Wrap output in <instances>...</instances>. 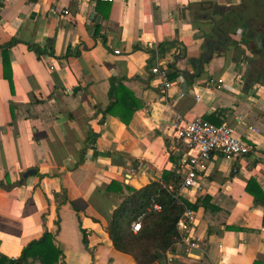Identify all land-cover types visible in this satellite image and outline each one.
I'll return each mask as SVG.
<instances>
[{
	"label": "crops",
	"instance_id": "0c3cea01",
	"mask_svg": "<svg viewBox=\"0 0 264 264\" xmlns=\"http://www.w3.org/2000/svg\"><path fill=\"white\" fill-rule=\"evenodd\" d=\"M239 2L0 0V47L15 41L0 48L1 254L15 259L48 232L63 252L60 264H136L106 234L118 204L107 186L140 189L175 171L186 154L178 130L199 117L229 124L254 150L233 159L211 154L202 190L181 194L192 202L208 197L225 225L207 233L203 209L194 211L191 235L202 242L167 253L166 263L264 264L263 208L245 191L251 178L264 190V85L244 90L240 44L202 74L172 56L186 47L194 57L203 42L191 13ZM158 47L173 74L167 90L150 73ZM112 79L142 104L127 126L102 115ZM219 79L221 88L211 89Z\"/></svg>",
	"mask_w": 264,
	"mask_h": 264
},
{
	"label": "trees",
	"instance_id": "16d2710c",
	"mask_svg": "<svg viewBox=\"0 0 264 264\" xmlns=\"http://www.w3.org/2000/svg\"><path fill=\"white\" fill-rule=\"evenodd\" d=\"M14 43L15 41H11L0 48L6 51ZM172 77L173 74L169 76L170 79ZM108 95L110 102L102 115H111L127 126L142 104L135 99L132 92L114 79L110 80ZM170 160L176 162L177 157L173 155ZM176 168L175 171H163L159 180L151 181L140 189L117 181H111L107 186L108 192L118 195V204L106 227V234L113 248L131 256L136 264L157 262L154 251L160 252L164 259L167 253L173 251V246L180 237L177 223L187 209H203L202 221L207 233L216 225H225V213L211 204L208 197L192 202L179 194L181 171L179 165ZM245 191L256 205L263 208L264 226V190L251 178ZM137 221L140 222V229L133 233L132 224ZM62 258L63 252L56 245L54 235L44 232L40 238L30 241L15 259L0 253V264H60Z\"/></svg>",
	"mask_w": 264,
	"mask_h": 264
},
{
	"label": "built area",
	"instance_id": "2783aa9c",
	"mask_svg": "<svg viewBox=\"0 0 264 264\" xmlns=\"http://www.w3.org/2000/svg\"><path fill=\"white\" fill-rule=\"evenodd\" d=\"M79 1L112 4L117 0ZM64 14L68 15V11H64ZM116 53L118 52L116 51ZM162 66V63L156 59V63L150 67V73L159 80L160 86L164 90H167L173 85V82L169 78L170 72L168 68ZM221 84L222 80L219 79L211 89L218 90L221 88ZM181 96H184V94ZM199 99L200 97L196 95L195 100L199 101ZM177 136L186 150V154L180 165L181 185L179 194L184 190H190L193 193H198L202 190L201 181L205 177L208 162L213 152L219 153L226 159H233L238 156L247 155L254 150V146L251 143L235 137L234 130L229 124L214 125L199 117L182 124ZM133 172V170H130V175ZM195 224L196 213L193 210L187 209L178 220L177 228L180 237L173 246V250L189 253L191 250L198 248L202 241L198 237L191 235L192 227ZM139 229V221L132 224L133 233H137Z\"/></svg>",
	"mask_w": 264,
	"mask_h": 264
},
{
	"label": "water",
	"instance_id": "95a60500",
	"mask_svg": "<svg viewBox=\"0 0 264 264\" xmlns=\"http://www.w3.org/2000/svg\"><path fill=\"white\" fill-rule=\"evenodd\" d=\"M258 7V5H257ZM237 13L234 7L221 8L219 6L201 7L196 12L189 15L191 25L198 31V35L203 39L201 46L197 48V54L194 57L189 58L187 48L176 50L173 53L174 62L181 59H188L187 61L197 67L198 73L202 74L203 69L210 64L215 57H220L226 53L231 52L232 49H236L239 46L234 43L232 33H234V21L232 14ZM242 13H240V16ZM243 41H247L242 38ZM262 45H260V48ZM152 51L151 56L156 58L159 62L166 65L167 61L163 59V49ZM172 66V65H171ZM254 67H257L255 65ZM173 68V66H172ZM183 75L191 76L187 72H181ZM34 173L29 171L28 174ZM26 174V175H28ZM154 255L159 260L160 264H167L163 255L154 251Z\"/></svg>",
	"mask_w": 264,
	"mask_h": 264
},
{
	"label": "flooded vegetation",
	"instance_id": "af4514ba",
	"mask_svg": "<svg viewBox=\"0 0 264 264\" xmlns=\"http://www.w3.org/2000/svg\"><path fill=\"white\" fill-rule=\"evenodd\" d=\"M234 9L237 13L232 14L235 23L231 35L234 43L245 48L239 67L246 68L242 82L248 91L255 85H264V0H240Z\"/></svg>",
	"mask_w": 264,
	"mask_h": 264
}]
</instances>
